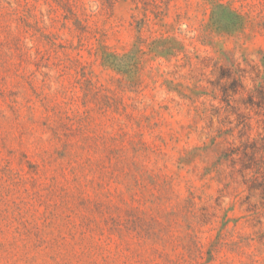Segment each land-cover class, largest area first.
Masks as SVG:
<instances>
[{
  "label": "rangeland",
  "instance_id": "rangeland-1",
  "mask_svg": "<svg viewBox=\"0 0 264 264\" xmlns=\"http://www.w3.org/2000/svg\"><path fill=\"white\" fill-rule=\"evenodd\" d=\"M0 264H264V0H0Z\"/></svg>",
  "mask_w": 264,
  "mask_h": 264
}]
</instances>
